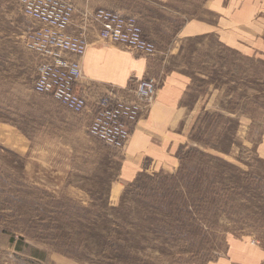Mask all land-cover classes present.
I'll use <instances>...</instances> for the list:
<instances>
[{"label":"rangeland","instance_id":"rangeland-1","mask_svg":"<svg viewBox=\"0 0 264 264\" xmlns=\"http://www.w3.org/2000/svg\"><path fill=\"white\" fill-rule=\"evenodd\" d=\"M34 24L18 0H0L5 123L43 115L54 101L32 90L37 58L24 34ZM205 63L210 97L174 169L121 185L124 150L85 126L61 135L46 123L51 137L40 133L26 151L0 139V264H205L233 238L264 249V160L254 152L264 126V63L215 44Z\"/></svg>","mask_w":264,"mask_h":264},{"label":"crops","instance_id":"crops-1","mask_svg":"<svg viewBox=\"0 0 264 264\" xmlns=\"http://www.w3.org/2000/svg\"><path fill=\"white\" fill-rule=\"evenodd\" d=\"M70 1L75 13L81 14L70 30L87 33L88 46L80 59L82 74L76 88L87 96L89 104L108 92L129 97L135 78H150L158 83L155 98L134 125L120 160L121 185L134 182L142 172L178 166L200 103L210 97L212 84L205 62L211 44L233 58L245 56L264 63V0ZM98 8L135 15L143 35L156 45L157 51L149 56L119 42L99 39L95 25L82 15ZM9 65L11 73V56ZM217 90L219 95L224 92ZM46 109L43 115L27 113L24 122L0 120V139L11 148L26 151L40 133L51 137L53 132L46 123L56 124V132L61 135L80 132L83 126L87 129L89 117L85 114H75L56 101ZM254 152L264 160V126ZM263 262L264 249L257 242L233 238L223 256L205 264Z\"/></svg>","mask_w":264,"mask_h":264},{"label":"built area","instance_id":"built-area-1","mask_svg":"<svg viewBox=\"0 0 264 264\" xmlns=\"http://www.w3.org/2000/svg\"><path fill=\"white\" fill-rule=\"evenodd\" d=\"M18 1L22 13L35 22L24 34L25 48L37 58L33 92L50 96L75 114L87 115L89 135L113 149L124 150L134 125L155 98L157 81L135 78L129 97L108 92L89 104L87 96L76 88L88 40L85 30H70L74 4L70 0ZM84 15L95 25L99 39L119 42L149 56L157 51L143 35L135 15L105 8Z\"/></svg>","mask_w":264,"mask_h":264}]
</instances>
